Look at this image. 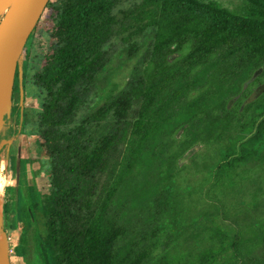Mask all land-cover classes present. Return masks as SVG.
Segmentation results:
<instances>
[{"label": "trees", "instance_id": "16d2710c", "mask_svg": "<svg viewBox=\"0 0 264 264\" xmlns=\"http://www.w3.org/2000/svg\"><path fill=\"white\" fill-rule=\"evenodd\" d=\"M143 1L157 9L156 28L135 84L109 91L77 124L76 113L109 62L104 46L116 22L115 1L62 4L59 44L36 75L46 91L39 139L51 162L48 183H36L34 160L21 146L15 170L28 181L17 192L21 232L10 264L11 256L20 264H180L155 256L158 233L179 209L171 184L180 158L195 145L229 137L214 170L218 183L234 179L256 140L264 141V90L250 135L230 136L239 114L230 100L264 69V0H246L238 11L214 1ZM21 78L19 58V88ZM9 135L0 126V140Z\"/></svg>", "mask_w": 264, "mask_h": 264}, {"label": "rangeland", "instance_id": "374dc122", "mask_svg": "<svg viewBox=\"0 0 264 264\" xmlns=\"http://www.w3.org/2000/svg\"><path fill=\"white\" fill-rule=\"evenodd\" d=\"M64 1L49 0L29 34L20 56L21 88L13 84L11 110L1 125V132L9 129L10 134L20 135L19 146L28 147L27 151L34 160L33 168L37 169L35 181L43 187L48 183L51 162L39 139L46 91L36 82V75L59 44L55 23ZM114 1L112 12L116 22L104 46L109 62L93 92L76 113L75 124L85 113L99 106L109 91H128L133 87L136 68L153 44L156 7L143 0ZM202 1H214L235 11L243 10L247 3L246 0ZM263 90L264 69H260L230 100V107L239 112L230 136L246 138L250 135V126L255 124L254 116L260 112L263 102ZM139 105L140 99L137 98L132 103L130 116L137 112ZM228 139L195 145L180 158V172L171 184V192L179 199V209L158 233L160 242L156 259L162 257L180 264H197L202 256H206L204 264H261L264 261V141L256 140L253 156L236 167L234 179L224 177L216 183L214 170L223 158ZM13 147L9 158L11 163L8 161L0 170V232L6 239V257L21 232L20 224L15 221L21 205L17 199L21 185L16 183L13 169L17 165V161L14 162L16 141ZM10 259L12 264H20L16 256ZM4 264H10L8 258Z\"/></svg>", "mask_w": 264, "mask_h": 264}, {"label": "water", "instance_id": "95a60500", "mask_svg": "<svg viewBox=\"0 0 264 264\" xmlns=\"http://www.w3.org/2000/svg\"><path fill=\"white\" fill-rule=\"evenodd\" d=\"M10 1L0 20V126L9 115L18 59L49 0Z\"/></svg>", "mask_w": 264, "mask_h": 264}, {"label": "bare ground", "instance_id": "6f19581e", "mask_svg": "<svg viewBox=\"0 0 264 264\" xmlns=\"http://www.w3.org/2000/svg\"><path fill=\"white\" fill-rule=\"evenodd\" d=\"M10 1H6L4 2L1 6H0V13H3L9 4ZM0 193H1V178H0ZM1 199H0V216L2 213V205H1ZM7 260L6 257V239H5V235L3 232H0V264H4L5 261Z\"/></svg>", "mask_w": 264, "mask_h": 264}, {"label": "built area", "instance_id": "2783aa9c", "mask_svg": "<svg viewBox=\"0 0 264 264\" xmlns=\"http://www.w3.org/2000/svg\"><path fill=\"white\" fill-rule=\"evenodd\" d=\"M45 8H46V6H45ZM11 132H12V130H11ZM13 137H14V135L10 134V136H9V138H7V140H0V147L4 144H7V147H5L4 152L2 154H0V170L4 169V166L7 165L9 158H11V155H10V151H12V141L11 140H13ZM10 163H11V161H9V164Z\"/></svg>", "mask_w": 264, "mask_h": 264}, {"label": "crops", "instance_id": "0c3cea01", "mask_svg": "<svg viewBox=\"0 0 264 264\" xmlns=\"http://www.w3.org/2000/svg\"><path fill=\"white\" fill-rule=\"evenodd\" d=\"M9 130V129H8ZM11 130H12V128H11ZM10 131V130H9ZM10 136V135H9ZM7 138H9V137H7ZM7 138H3L2 140H7ZM12 141V143L14 144L15 143V141H16V143H17V149L15 150V152L14 153H16V154H14V162H16L17 161V155H18V151H19V148L21 147V146H19L20 145V142H21V138H20V135L18 134V135H16V136H14L13 137V140H11ZM20 141V142H19ZM19 143V144H18ZM13 144H12V149L14 148L13 147ZM5 147H7V144H4V145H2L1 147H0V150L1 149H3L2 151H1V153L0 154H2L3 152H4V150H5ZM14 166H15V163H14ZM17 166V165H16ZM16 166L13 168L14 169V175H15V181H16V183L18 184V185H22L23 183H24V181L25 180H27V179H25V178H21L20 176H19V174H18V172H16Z\"/></svg>", "mask_w": 264, "mask_h": 264}, {"label": "flooded vegetation", "instance_id": "af4514ba", "mask_svg": "<svg viewBox=\"0 0 264 264\" xmlns=\"http://www.w3.org/2000/svg\"><path fill=\"white\" fill-rule=\"evenodd\" d=\"M15 80V79H14ZM14 84H15V81H14Z\"/></svg>", "mask_w": 264, "mask_h": 264}]
</instances>
